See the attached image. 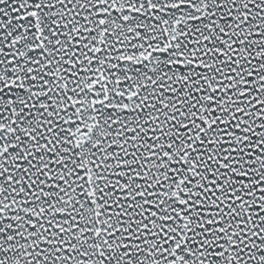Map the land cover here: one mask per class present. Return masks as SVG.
<instances>
[{
	"label": "snow or ice",
	"instance_id": "1",
	"mask_svg": "<svg viewBox=\"0 0 264 264\" xmlns=\"http://www.w3.org/2000/svg\"><path fill=\"white\" fill-rule=\"evenodd\" d=\"M0 264H264V0H0Z\"/></svg>",
	"mask_w": 264,
	"mask_h": 264
}]
</instances>
